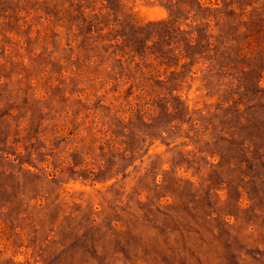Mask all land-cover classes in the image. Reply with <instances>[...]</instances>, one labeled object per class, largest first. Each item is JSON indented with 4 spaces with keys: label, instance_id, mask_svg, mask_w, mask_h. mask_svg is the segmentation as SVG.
Returning a JSON list of instances; mask_svg holds the SVG:
<instances>
[{
    "label": "rangeland",
    "instance_id": "1",
    "mask_svg": "<svg viewBox=\"0 0 264 264\" xmlns=\"http://www.w3.org/2000/svg\"><path fill=\"white\" fill-rule=\"evenodd\" d=\"M0 264H264V0H0Z\"/></svg>",
    "mask_w": 264,
    "mask_h": 264
}]
</instances>
